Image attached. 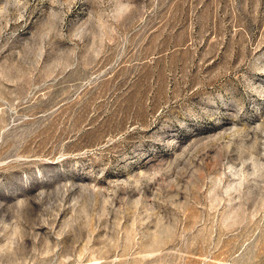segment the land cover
I'll return each instance as SVG.
<instances>
[{"label": "rangeland", "instance_id": "374dc122", "mask_svg": "<svg viewBox=\"0 0 264 264\" xmlns=\"http://www.w3.org/2000/svg\"><path fill=\"white\" fill-rule=\"evenodd\" d=\"M0 264H264V0H0Z\"/></svg>", "mask_w": 264, "mask_h": 264}]
</instances>
